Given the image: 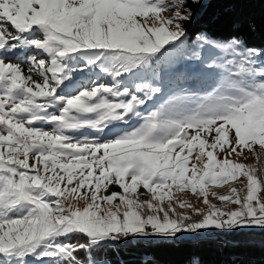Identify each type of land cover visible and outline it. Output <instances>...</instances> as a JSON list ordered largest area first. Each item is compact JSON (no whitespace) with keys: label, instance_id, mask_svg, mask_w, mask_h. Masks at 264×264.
I'll return each instance as SVG.
<instances>
[{"label":"snow or ice","instance_id":"snow-or-ice-1","mask_svg":"<svg viewBox=\"0 0 264 264\" xmlns=\"http://www.w3.org/2000/svg\"><path fill=\"white\" fill-rule=\"evenodd\" d=\"M205 6L0 0V264H124L154 239L191 241L185 264L202 243L264 252V171L243 162L264 153V43Z\"/></svg>","mask_w":264,"mask_h":264},{"label":"trees","instance_id":"trees-1","mask_svg":"<svg viewBox=\"0 0 264 264\" xmlns=\"http://www.w3.org/2000/svg\"><path fill=\"white\" fill-rule=\"evenodd\" d=\"M206 6L200 9L201 19L208 23L215 31L227 35L232 30V21L237 16L255 20L257 30L250 32L252 43H264V28L260 26L264 17V3L260 0H207ZM191 241L172 242H135L130 246H123L117 259L124 264H137L138 256L144 251L153 252L159 264H185L188 254L193 250ZM200 251L205 264H231L236 257L228 251H220L214 244L202 243L197 249ZM243 264H264V252L259 248L239 256Z\"/></svg>","mask_w":264,"mask_h":264},{"label":"rangeland","instance_id":"rangeland-1","mask_svg":"<svg viewBox=\"0 0 264 264\" xmlns=\"http://www.w3.org/2000/svg\"><path fill=\"white\" fill-rule=\"evenodd\" d=\"M207 0H205L206 2ZM26 67V65H25ZM246 164H253L256 165L260 170L264 171V153L261 154L260 156V160L257 161L256 158L252 155L249 154L248 159L243 161ZM234 183L235 182H231ZM213 190L220 193V194H227L228 192V186L225 185L222 188H216L213 187ZM141 191H143L141 189ZM213 203H218L215 199H212V197H209ZM203 198L200 197L199 199L197 198L196 195L192 194L189 190H184V191H179V190H174L173 192V203L177 205V211H183V212H188L189 209L185 208V209H180L178 207V204L180 201H187L191 204H195L199 207H205L202 203ZM83 202H81L82 204ZM165 204L167 205V200L165 201ZM154 240H158V239H154Z\"/></svg>","mask_w":264,"mask_h":264},{"label":"built area","instance_id":"built-area-1","mask_svg":"<svg viewBox=\"0 0 264 264\" xmlns=\"http://www.w3.org/2000/svg\"><path fill=\"white\" fill-rule=\"evenodd\" d=\"M158 241H161V242H166V241H163V240H151V241H148V242H158ZM133 243H135V242H129L128 244H126V245H124V246H130V245H132Z\"/></svg>","mask_w":264,"mask_h":264}]
</instances>
